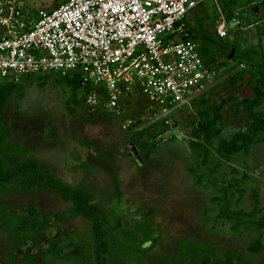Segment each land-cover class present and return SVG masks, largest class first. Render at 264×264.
I'll list each match as a JSON object with an SVG mask.
<instances>
[{
  "label": "rangeland",
  "instance_id": "rangeland-1",
  "mask_svg": "<svg viewBox=\"0 0 264 264\" xmlns=\"http://www.w3.org/2000/svg\"><path fill=\"white\" fill-rule=\"evenodd\" d=\"M65 1L20 6L35 16ZM224 21L228 34L220 38ZM183 24L217 76L167 117L139 88L120 111L95 110L76 92L72 79L82 81L80 73L18 82L0 76L4 169L34 160L86 187L117 237L99 255L93 222L77 216L72 203L40 188L4 190L9 183L0 181V213L49 222L41 243L23 249L39 253L40 263L84 264L65 256L88 242L91 264L98 257L106 264H264V130L251 132L252 115L264 119V0H207ZM244 135L252 138L245 150L218 151L221 138ZM131 144L142 163L130 156ZM11 221V228L0 224L12 233L2 240L0 264H23L26 257L14 250L18 221ZM257 245L260 252L251 250Z\"/></svg>",
  "mask_w": 264,
  "mask_h": 264
},
{
  "label": "built area",
  "instance_id": "built-area-1",
  "mask_svg": "<svg viewBox=\"0 0 264 264\" xmlns=\"http://www.w3.org/2000/svg\"><path fill=\"white\" fill-rule=\"evenodd\" d=\"M205 1L66 0L33 16L20 0H0V76L18 82L80 73L82 85L91 87L88 106L120 111L139 88L167 117L217 76L196 44L183 39L184 18ZM227 34L224 21L218 36Z\"/></svg>",
  "mask_w": 264,
  "mask_h": 264
},
{
  "label": "trees",
  "instance_id": "trees-1",
  "mask_svg": "<svg viewBox=\"0 0 264 264\" xmlns=\"http://www.w3.org/2000/svg\"><path fill=\"white\" fill-rule=\"evenodd\" d=\"M57 75L62 76L60 74ZM65 77H68V75ZM72 80L74 81L73 83L75 84V88L77 90L76 92L79 93L84 103L86 104L85 89H87L88 91L91 87L85 88L82 85V81H80L78 77H74ZM4 102V97H1V107L4 105ZM94 109L101 110L104 108L98 107ZM252 119L253 122L251 125V132L253 135H256L258 132L264 130V119H261L256 114L252 115ZM1 122L2 116L0 114V129L2 127ZM251 140V135L235 137L230 141L225 138H221L218 151L221 154L225 152L228 155H233L245 150L248 146V142H251ZM1 141L2 139L0 137V142ZM0 181L9 183L5 186H1L4 190L9 189L10 187L25 189L27 191H32L34 189L40 188L44 191L57 192L65 201L72 203L75 207V214L77 216L93 222V232L95 241L98 245L97 248L99 255L107 248H109L114 243V241L117 240V237L111 233L109 227L103 224L100 210L97 208L96 204L92 203V193L82 185L74 186L66 182L62 178L58 177L55 173L50 171L44 164H41L34 160H25L15 166L13 169L5 170L4 161L2 156L0 155ZM27 213L32 216L35 211L29 209L27 210ZM41 217H43V221H39L40 219L37 221H30L27 220V218L24 216H18L11 212L5 214L0 213V224L2 225L6 224L5 226L11 228L9 226L12 223L11 220H13L14 222L18 221L19 225H14V232H16L17 239H19V241L21 242L15 245L14 249L16 252H22V246L27 245L29 242L33 243V247H36L41 243L44 232L49 228V222L45 220L44 216ZM19 229L24 230L22 235ZM33 247H29L27 251L31 252V249ZM89 248L90 245L88 242H86L83 248H74L65 257L70 260H80L84 264H91L89 257ZM251 250H255L256 252L261 251L258 245L252 247ZM53 252L55 254H59V252ZM39 256V253L34 255H29V253H27L23 264H39L37 262ZM98 261L99 264H106L105 257H98Z\"/></svg>",
  "mask_w": 264,
  "mask_h": 264
},
{
  "label": "crops",
  "instance_id": "crops-1",
  "mask_svg": "<svg viewBox=\"0 0 264 264\" xmlns=\"http://www.w3.org/2000/svg\"><path fill=\"white\" fill-rule=\"evenodd\" d=\"M184 26H185V25H184ZM188 32H190V31L185 30V34L188 33ZM191 35H192V32H191ZM190 37H191V36H190ZM5 237H7V239L10 238V237H12V233H11L10 231H9V232H7V231H4V232H3V231L0 229V250H3V249L6 250V247H7V246H6L5 243L2 241L3 238H5ZM8 240H9V239H8ZM8 240H7V241H8ZM9 241H10V240H9ZM29 244H30V242H29L27 245H25V246H28ZM25 246H22V252L19 253V252H16V251H15V253H17L18 256H21V257L24 256V257H26V254H27V253H25V252L23 251V249H24ZM14 247H15V246H14ZM28 248H29V246H28ZM14 250H15V249H14ZM27 250H28V249H27ZM0 254H1L0 257H6L5 253L2 252V253H0ZM40 257H41V256H40ZM40 257H39V262H38V261H37V262H38L39 264H42V263H40V262H42V261H40Z\"/></svg>",
  "mask_w": 264,
  "mask_h": 264
},
{
  "label": "water",
  "instance_id": "water-1",
  "mask_svg": "<svg viewBox=\"0 0 264 264\" xmlns=\"http://www.w3.org/2000/svg\"><path fill=\"white\" fill-rule=\"evenodd\" d=\"M191 36V32H188L186 33L184 36H183V39H188V37ZM130 149V156L134 157L135 159H137V161H139L140 163H142V161L140 160V157H139V152L138 150L134 147L133 144L130 145L129 147Z\"/></svg>",
  "mask_w": 264,
  "mask_h": 264
}]
</instances>
